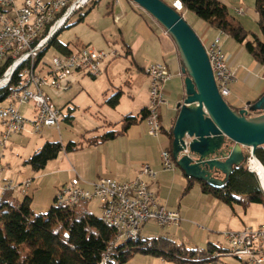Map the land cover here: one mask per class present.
<instances>
[{"label":"built area","instance_id":"2783aa9c","mask_svg":"<svg viewBox=\"0 0 264 264\" xmlns=\"http://www.w3.org/2000/svg\"><path fill=\"white\" fill-rule=\"evenodd\" d=\"M94 0H0V67L7 65L0 78V89L11 83L14 73L26 62H34L49 41L60 32L77 11L85 8ZM172 5L183 10V5L175 0ZM237 15L244 14L242 7L235 9ZM210 61H214L216 83L224 97L230 94V85L236 79V72L229 63L226 49L219 36L208 45ZM120 53L116 50L105 51L85 45L70 54H62L53 58L46 70H38L32 66L25 73L20 84H29V91H18L15 85L10 95L0 102V120L3 125L0 138V197L8 192H19L28 195L33 180L16 182L12 178L2 177L6 169L1 160L12 134L22 133L31 128L34 133L41 132L44 127L59 128L65 117L63 110L55 105L45 92L50 87L67 91L71 88L69 78L75 71H87L92 77L100 76L106 61L116 58ZM264 68V64L262 65ZM151 79L150 101L145 121L148 133L158 136L161 132L160 107L167 103L163 93V85L173 77V72L163 63H151L145 68ZM32 104L34 113L25 115L20 112L19 105ZM161 162L164 170H176L177 164L172 150L164 147L161 150ZM249 169L250 163H249ZM157 171L149 163L142 166L139 174L131 180L120 181L112 177H99L87 181L79 175L74 176L58 191L55 205L57 207H73L81 201L97 198L102 205V220L109 221L116 232L102 262L110 260L113 247L126 241L129 234H140L142 226L155 220L162 227L178 223L181 215L161 205L155 191L145 177L155 178ZM230 248L226 254L245 259L250 264H264V227H244L240 230L224 232ZM220 253V252H219ZM206 264H214L206 263Z\"/></svg>","mask_w":264,"mask_h":264},{"label":"rangeland","instance_id":"374dc122","mask_svg":"<svg viewBox=\"0 0 264 264\" xmlns=\"http://www.w3.org/2000/svg\"><path fill=\"white\" fill-rule=\"evenodd\" d=\"M165 1L171 2L172 0ZM112 2L113 0H97V4L93 5V3H90L85 8L74 13L67 25L58 33V40L68 44L73 50H77L85 45H91L98 50L109 51V49L114 47L120 50L116 45L110 46L113 41L108 31L111 30L112 26L110 18L107 19L106 15H110V5ZM179 12H182L183 15L187 13L186 10ZM84 14V20L79 21L81 15ZM191 15L195 14L190 12V14L186 15L185 19L188 21ZM243 20L241 22L248 31L261 34L258 20L251 13H247L246 18ZM212 31L215 30L212 29ZM204 45L206 46V43ZM240 47L244 46L240 44ZM59 54L60 52L56 48L50 47L46 51L38 70H46L52 64L53 58ZM126 58L125 52L121 51L120 56L106 61L105 66L109 67L108 72L104 71L103 75L97 78L92 77L85 70L82 71L83 74H76V77L73 76L74 79L69 91L49 87L45 88V92L51 97L55 105L65 113V118L60 123V133L46 127L40 133L24 132L11 135L7 148L4 151L5 157L1 160L3 166L7 167V171L2 172V177L12 178L16 182H21L28 178L33 180L28 196L32 198L31 209L35 214H46L51 206L55 204V196L58 194L60 184L73 175L71 171L72 164L70 162L78 164L86 156V153L83 152L84 150H79V148L88 144L89 137H98L108 131L119 130L122 119L126 114L140 115L144 107L142 101L147 100L148 92L150 97V89L147 93L142 90L139 96H135L134 86L140 83L144 86L145 78L143 75L136 74ZM243 62L254 64L255 60L248 52H245ZM107 74H110L111 81H108ZM117 92H121V97L118 104L112 106L107 100ZM247 97L253 100L255 92L253 90L250 91ZM225 99L227 101L229 96L225 97ZM6 102L4 101L3 104ZM28 105L33 106L32 104ZM30 106H22L21 111L23 113L30 112ZM69 115L71 117L66 118ZM167 118L165 115L162 116L161 123L165 131H169L171 128V123H169ZM143 125L145 126L146 124L143 123ZM2 130L3 125L0 120V138ZM165 131L162 130L158 136H152L158 145L161 142L165 143L167 141L169 135ZM48 140L61 141L64 146L69 142H76L80 145L76 149L78 150L77 152H75L76 150H74V153L62 151L56 159L49 161L45 168L35 171L31 165L25 163V160L32 156ZM200 191L197 185L195 188L192 187L190 190L185 191L183 194V197L186 196L185 199H177L178 202H183L190 209L188 217H182L180 224L174 226L172 230L169 228L162 229L155 220H150L146 224V227L152 233L144 231L142 236H167L178 243L185 244L190 249L206 248L209 243H214L228 250L230 245L224 232L240 230L244 227H264V204L249 203L245 209L238 202L234 203L233 206L221 204V210L212 211L221 222L217 227H213L201 217L204 212L206 213L213 206L211 203L205 202L206 198H204ZM239 196L243 200L246 198L244 195ZM23 197L22 194L16 191L13 196L8 198V201L17 202L22 200ZM194 205L199 206L201 211L196 210ZM75 211L78 215L90 212L95 217H101L102 205L97 198H94L79 202L75 206ZM202 227L204 228L202 231H205L207 234L204 239L202 236L204 232L200 234ZM196 228L199 229V232L198 230L197 232L195 231ZM157 231L158 233H153ZM208 237L209 239H207ZM211 262L214 264H250L245 259H239L226 254L225 251L220 254L216 261ZM124 264L181 263L165 260L162 257L137 253ZM184 264L199 263L189 262Z\"/></svg>","mask_w":264,"mask_h":264},{"label":"trees","instance_id":"16d2710c","mask_svg":"<svg viewBox=\"0 0 264 264\" xmlns=\"http://www.w3.org/2000/svg\"><path fill=\"white\" fill-rule=\"evenodd\" d=\"M180 1L183 10L193 12L211 27L230 36L243 45L256 62L264 64V0L255 1L261 34L248 31L241 20L220 0ZM92 3L97 4V0ZM168 3L172 6V2ZM84 18L85 14L81 15L79 21ZM58 33L53 36L34 62L28 61L22 65L14 73L11 83L0 89V102L10 95L15 85L23 82L27 70L32 66H40L50 47L56 48L62 54H70L73 51L68 44L58 40ZM6 67L7 65L0 67V78ZM120 97L121 92H117L107 101L115 106ZM147 112L148 107H144L140 115L126 114L119 130L108 131L96 137L94 141L116 138L132 125L145 120ZM259 113L261 112L257 111L252 114ZM70 117L69 115L66 118ZM166 133L172 141L173 126ZM79 145L76 142H69L64 146L61 141L48 140L26 159L25 163L31 165L35 171H40L62 151H74ZM169 149L172 150L171 145ZM245 155L248 157L249 152L246 151ZM256 157L264 166V145L257 148ZM194 181V178L189 177L186 191L193 187ZM199 182L203 192L213 195L230 206L238 202L246 209L249 203L264 204V192L260 188L258 177L255 172L249 170L246 161L234 166L232 173L221 187H212L205 181ZM13 194L14 192H8L0 197V264H124L137 253L162 257L181 264L189 262L206 264L216 261L220 254L226 251L213 243H209L206 248L190 249L167 236L143 237L140 234L136 238L116 244L111 251L110 260L102 262L111 241L116 237V232L101 217H95L90 212L78 215L75 206L57 207L55 204L48 213L35 214L31 209L30 196L26 195L17 202L8 201ZM239 195H244L245 200ZM56 197L57 195L55 200Z\"/></svg>","mask_w":264,"mask_h":264},{"label":"crops","instance_id":"0c3cea01","mask_svg":"<svg viewBox=\"0 0 264 264\" xmlns=\"http://www.w3.org/2000/svg\"><path fill=\"white\" fill-rule=\"evenodd\" d=\"M174 1L175 0H172L171 2ZM220 1L224 2L229 10L242 21L246 18L247 13H251L258 20V12L255 8L256 0ZM21 4L22 0H17V5L20 6ZM237 7H242L244 14L237 15L235 13ZM187 14H190V11H187V13L184 14V17H186ZM106 18H110L112 26L111 30L108 31V34L110 33L111 40L113 41L110 46L116 45L121 51L125 52L127 57L126 60L130 62L136 74L143 75L145 78L144 86L143 84L141 85V83L134 86V94L136 97L137 95H140L142 90L147 93L150 89L151 79L145 72V68L149 64L156 62L163 63L173 72V77L163 85V93L166 97L167 103L160 107L161 122L162 116L165 115L168 117L167 119L172 127L178 114L176 105L183 99L186 91L184 84L186 74L182 71V60L173 38L150 13L131 0H113L110 5V15H106ZM188 21L206 45L217 36H219L223 42L226 49L228 63L236 72V79L230 85L231 91L228 95L229 99L227 102L234 109L238 110L250 105L253 101L258 99L264 93L263 66L256 61L254 64L244 63L243 58L245 52H247L245 48L240 47V44L230 36L211 27L196 15H191ZM212 29L215 31H212ZM110 50H116L121 55V51L115 49V47L109 49V51ZM108 68L109 67L104 64V71L108 72ZM81 73L83 74L82 71H75L72 73L69 78L70 85H72V80L74 79L73 76L76 77V74L79 75ZM103 73L100 76H102ZM110 77V74H107L108 81H111ZM251 89L255 92L253 100H250L247 97L248 93L252 91ZM135 96L134 98H136ZM147 97V100L142 101L144 107H148L149 105V92ZM22 106L30 105H19L21 113H23L21 111ZM30 108V112L23 114L32 115L34 113V106H30ZM143 123L146 125L144 126ZM161 126V132L162 130L165 131L162 123ZM147 127L148 125L146 121L143 120L132 125L125 133L118 135L114 139L95 142L94 140L96 137H89L88 144L80 147L81 149L79 148V150H84L83 152L86 153V156L83 160L79 161L78 164L70 162L72 164L71 171L73 172V175L68 180L62 182L59 189L76 175H79L87 181H93L102 176L112 177L120 181L131 180L139 174L145 163H149L151 167L157 171V176L155 178H145L149 182L151 188L155 191L158 202L170 210L178 211L181 215V220L178 223H173L165 227L160 225L162 229L169 228L172 230L174 226L180 224L182 217H188V211L190 209L188 206L184 205L183 202H178L177 199L186 198V196L183 197V194L186 191L189 177L179 167L174 171L163 169L160 154L164 147H169L171 145L170 137H168L165 143L161 142L158 145V143L154 141L152 135L148 133ZM50 129L60 133V126L58 129ZM24 132L34 133L31 131L30 127H27L22 133ZM59 135L61 136V134ZM77 151L78 150L75 152ZM71 152L74 153V151ZM5 168L7 167L5 166ZM6 171L7 169L3 172ZM197 185L204 198H206L205 202H209L213 206L206 213L204 212L201 217L213 227H217L221 222L212 211L215 212L221 210V204L226 203L209 193L203 192L200 182L195 180L193 187L195 188ZM195 207L196 210L201 211L199 206L194 205V208ZM149 222L150 221L146 222L142 226L141 235L144 231L152 233L146 227V224ZM197 230L199 232V229L196 228L195 231L197 232ZM200 230V234H202L201 232H204L202 235L204 239L207 234L205 231H202L204 230L203 227ZM153 233H158V231ZM207 239H209V237Z\"/></svg>","mask_w":264,"mask_h":264},{"label":"water","instance_id":"95a60500","mask_svg":"<svg viewBox=\"0 0 264 264\" xmlns=\"http://www.w3.org/2000/svg\"><path fill=\"white\" fill-rule=\"evenodd\" d=\"M131 1L170 34L186 74V91L176 105L171 141L176 164L188 177L221 187L235 165L246 161L249 168L257 148L264 145V94L250 105L234 109L220 93L206 47L184 15L165 0ZM257 111L261 113L252 114Z\"/></svg>","mask_w":264,"mask_h":264},{"label":"bare ground","instance_id":"6f19581e","mask_svg":"<svg viewBox=\"0 0 264 264\" xmlns=\"http://www.w3.org/2000/svg\"><path fill=\"white\" fill-rule=\"evenodd\" d=\"M177 3H180L182 5L180 0H178ZM206 50H207V53H208V56L210 59V51H209L208 46L206 47ZM210 62L212 65V69L214 71V61H210ZM214 76L216 79V72H214ZM18 91H29V84H19L18 85ZM250 167L252 170H254L255 172H257L259 174L260 179H261V183H262L263 188H264V166H263V164H261V162L256 157H252L250 160ZM105 223L108 224L109 226H111V223H109V221H105ZM138 235H140V234H129L128 237L126 238V240L136 238V237H138ZM217 255H219V254H216V256Z\"/></svg>","mask_w":264,"mask_h":264}]
</instances>
